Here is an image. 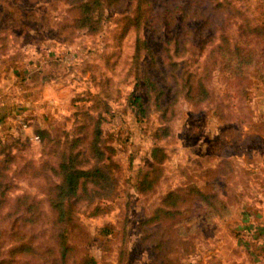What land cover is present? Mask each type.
Masks as SVG:
<instances>
[{
	"label": "rangeland",
	"instance_id": "rangeland-1",
	"mask_svg": "<svg viewBox=\"0 0 264 264\" xmlns=\"http://www.w3.org/2000/svg\"><path fill=\"white\" fill-rule=\"evenodd\" d=\"M121 1L105 10L99 31L87 32L71 26L70 0H0V161L14 156L1 212L27 194L40 219L53 216L46 189L57 179L50 171L57 167L50 142L56 135L41 142L32 135L57 124L59 132H71L79 121L74 112L84 109L102 119L99 163L116 185L109 198L74 206L69 264L84 254L96 264H264V0H219L220 13L207 24L178 17L172 26L155 31L149 23L139 32L126 19L135 1ZM166 1L151 0L150 8L160 11ZM138 37L150 55H135ZM229 49L249 64L224 66L221 54ZM188 67L212 95L200 106L185 100L177 79ZM146 78L163 91L165 116ZM135 95L147 103L144 118L130 104ZM164 127L170 134L161 138ZM155 147L164 150L162 161L152 156ZM153 164L160 176L150 175L152 184L140 190V173H154ZM190 184L216 185L225 208L188 199ZM170 191L180 199L163 213L159 206ZM18 239L0 237L1 259Z\"/></svg>",
	"mask_w": 264,
	"mask_h": 264
},
{
	"label": "trees",
	"instance_id": "trees-1",
	"mask_svg": "<svg viewBox=\"0 0 264 264\" xmlns=\"http://www.w3.org/2000/svg\"><path fill=\"white\" fill-rule=\"evenodd\" d=\"M70 1L74 3L76 12L71 26L87 32L99 31L102 28V15L105 10L117 7L122 3L121 0ZM134 1L136 3L135 10L132 16H126V19L128 26L132 27L136 32H139L141 27L149 23L152 24L155 31H159L163 26L175 24L178 17L181 19H203L204 24H207L209 21H213V16L218 17L220 13V11H217L220 7L219 0H188L184 5H173L171 0H167L163 3L165 8L160 11H152V8H150L151 0ZM190 6H193L192 10L189 9ZM208 8L211 11L202 10ZM177 9L180 10L175 11ZM254 29L252 30L253 32H255ZM235 50L238 51V48L233 49V51ZM177 52L176 49L174 54H177ZM142 53L151 54L145 41L138 37L136 39L135 55L138 57ZM236 54L237 52H232L229 49L225 55L221 54L223 60L220 63L224 66H232L234 71L237 67L242 68L244 63L249 64L245 56H237ZM166 56H170L169 52H167ZM171 64L176 66L179 63L172 61ZM8 68H10V63ZM187 70H184L177 77V79L183 80V97L191 105L200 106L211 99V92L207 89L201 74L198 75L194 69H189V67ZM146 85H148L150 90L156 91L154 96L155 105L158 108H163L162 115L165 116L169 108L165 109L160 106L163 91L156 88L154 82L148 78H146ZM130 104L136 109L135 113L140 118L146 116L147 103L143 102L141 96H133L130 99ZM88 112L89 110L84 109H78L74 112V117L77 120L79 118V121L75 122L76 126L71 132H59V124H57L50 130L37 129L32 135L38 142L50 137V135H56L50 142L53 143L52 151L56 153L57 167H54V169L50 168V171L57 179L49 183L46 189L47 204L53 213V216L47 221L44 222L40 219V210L36 209L34 202L29 201L30 196L27 194L17 196L11 208L4 213L1 212V208L8 204L7 192L10 190V183L7 172L14 156L7 153L0 161V237L6 234H18L20 238L17 240L18 242L14 241L16 244L9 249L8 259L0 258V264H26L30 257L34 259L33 262L35 264H69L71 260L74 261L68 233L74 218V206L83 199H107L113 194L116 185L115 178L107 166L99 163L105 159L104 148L100 143L101 128L99 124L102 123V119L97 120L96 117ZM173 112L174 109L172 108ZM86 121H93V123ZM161 132V136L159 135L161 138L170 134V130L167 127L161 129ZM85 133L86 135L91 133L92 137L89 141H85ZM84 141L86 143L82 146ZM158 153H160L159 158H157ZM164 154L162 148L155 147L152 156L158 161H162ZM155 169L154 173L150 170L141 171L138 185L140 190H146V187L152 184L148 182L150 175H153V180L160 176V169H157L155 164H153L151 170ZM186 191L189 194L191 193L186 197L190 196L189 198L194 201L200 196L201 199L199 197L198 199L201 204L205 200L208 205L214 206V208H225L226 206L214 184L200 187L190 184L186 187ZM179 199V192L170 191L162 199L159 208L163 209V213H169L168 210L176 207L173 204L175 202L178 203ZM162 216H159V221H161ZM5 222L11 223V227L4 228L3 224ZM157 245L158 247L160 246V252L162 250L161 253L165 254V244L157 243ZM75 264H96V261L89 255L84 254Z\"/></svg>",
	"mask_w": 264,
	"mask_h": 264
}]
</instances>
